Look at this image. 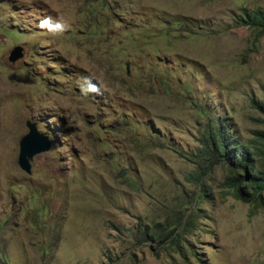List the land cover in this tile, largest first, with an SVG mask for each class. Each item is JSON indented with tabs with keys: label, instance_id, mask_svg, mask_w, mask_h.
I'll use <instances>...</instances> for the list:
<instances>
[{
	"label": "rangeland",
	"instance_id": "obj_1",
	"mask_svg": "<svg viewBox=\"0 0 264 264\" xmlns=\"http://www.w3.org/2000/svg\"><path fill=\"white\" fill-rule=\"evenodd\" d=\"M258 8L0 0V264H264V204L199 154L211 125L264 130V36L237 24ZM28 121L52 141L31 174Z\"/></svg>",
	"mask_w": 264,
	"mask_h": 264
},
{
	"label": "trees",
	"instance_id": "obj_2",
	"mask_svg": "<svg viewBox=\"0 0 264 264\" xmlns=\"http://www.w3.org/2000/svg\"><path fill=\"white\" fill-rule=\"evenodd\" d=\"M237 24L254 30L258 37L264 36V8L238 15ZM253 104L264 115V103L253 99ZM253 135L246 143H240L228 136L223 122L211 125L203 135L199 154L209 165L228 164L231 174L227 177V184L233 196L244 203L259 206L264 204V130H254ZM196 177L192 175L187 180L196 182ZM182 230V223L172 232L159 229L158 243L167 244L172 234ZM143 234L147 236L148 232Z\"/></svg>",
	"mask_w": 264,
	"mask_h": 264
},
{
	"label": "water",
	"instance_id": "obj_3",
	"mask_svg": "<svg viewBox=\"0 0 264 264\" xmlns=\"http://www.w3.org/2000/svg\"><path fill=\"white\" fill-rule=\"evenodd\" d=\"M24 56V49L21 46H17L11 51L9 61L12 63L17 62ZM28 133L22 138L20 142V153H19V166L27 174L32 172L31 161L35 156L42 153H46L52 148V141L47 136L38 131V126L32 121L26 123Z\"/></svg>",
	"mask_w": 264,
	"mask_h": 264
}]
</instances>
